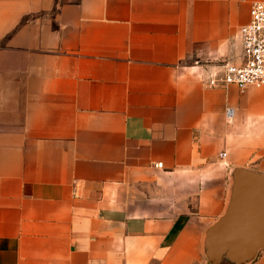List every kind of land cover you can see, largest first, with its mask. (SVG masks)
<instances>
[{
  "label": "crops",
  "instance_id": "obj_1",
  "mask_svg": "<svg viewBox=\"0 0 264 264\" xmlns=\"http://www.w3.org/2000/svg\"><path fill=\"white\" fill-rule=\"evenodd\" d=\"M253 2L0 0V264H210L264 87L196 62L239 60Z\"/></svg>",
  "mask_w": 264,
  "mask_h": 264
},
{
  "label": "water",
  "instance_id": "obj_2",
  "mask_svg": "<svg viewBox=\"0 0 264 264\" xmlns=\"http://www.w3.org/2000/svg\"><path fill=\"white\" fill-rule=\"evenodd\" d=\"M264 249V175L246 169L235 173L234 197L227 214L208 232L210 264L224 258L242 264Z\"/></svg>",
  "mask_w": 264,
  "mask_h": 264
},
{
  "label": "built area",
  "instance_id": "obj_3",
  "mask_svg": "<svg viewBox=\"0 0 264 264\" xmlns=\"http://www.w3.org/2000/svg\"><path fill=\"white\" fill-rule=\"evenodd\" d=\"M240 36L242 53L239 60L226 61L217 71H209L212 68L209 64L196 62V65L208 71V75L203 79L206 87L236 86L241 92L251 87H264V2H253L250 20L240 29ZM233 114V109L227 108L228 120L233 119ZM224 155L226 154H221L222 157ZM155 166L159 167V164Z\"/></svg>",
  "mask_w": 264,
  "mask_h": 264
}]
</instances>
